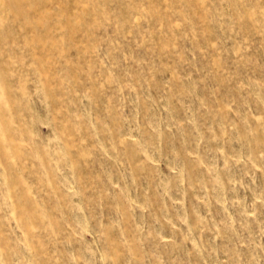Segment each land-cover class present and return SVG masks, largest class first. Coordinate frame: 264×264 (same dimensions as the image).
<instances>
[{
	"label": "rangeland",
	"instance_id": "1",
	"mask_svg": "<svg viewBox=\"0 0 264 264\" xmlns=\"http://www.w3.org/2000/svg\"><path fill=\"white\" fill-rule=\"evenodd\" d=\"M0 264H264V0H0Z\"/></svg>",
	"mask_w": 264,
	"mask_h": 264
}]
</instances>
